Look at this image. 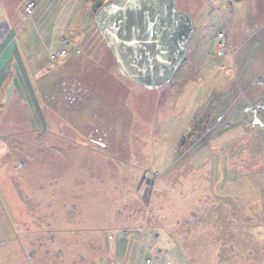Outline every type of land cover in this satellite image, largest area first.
Wrapping results in <instances>:
<instances>
[{
  "label": "rangeland",
  "instance_id": "1",
  "mask_svg": "<svg viewBox=\"0 0 264 264\" xmlns=\"http://www.w3.org/2000/svg\"><path fill=\"white\" fill-rule=\"evenodd\" d=\"M65 2L74 18L39 52L28 114L2 128L0 264L256 261L231 248L252 241L257 258L264 248V226L244 217L264 195V0H177L196 32L156 90L121 76L97 11L83 18L85 1ZM63 37L68 55L54 61ZM223 161L251 170L239 197L223 199Z\"/></svg>",
  "mask_w": 264,
  "mask_h": 264
},
{
  "label": "crops",
  "instance_id": "2",
  "mask_svg": "<svg viewBox=\"0 0 264 264\" xmlns=\"http://www.w3.org/2000/svg\"><path fill=\"white\" fill-rule=\"evenodd\" d=\"M71 1L78 3L80 1L84 3L85 1L86 9L80 10L82 12L80 16L83 18H88L89 15L94 16L97 8L103 4H97L96 1L90 0ZM30 2H36L37 6L31 17L23 9ZM66 6L65 0H0V141L7 138L8 135L4 134L12 130L13 125H16L13 123L16 116L21 114L26 116L28 114L27 110H25L26 107L30 106L27 101L29 98V100L34 98L29 89L30 83H34V78H36V82L41 78L40 73L34 70L39 65V52L48 46L50 34L57 35L59 32L63 34L70 20L74 18L72 14L75 8L72 6L70 7L72 9L67 12ZM67 55L68 52L65 56ZM65 56H60L59 59ZM89 61L90 63L86 61L81 64L83 66L92 64L91 58ZM60 66H62L61 68L65 67L62 64ZM93 69L95 71L97 67ZM89 76L91 78L92 75ZM93 79H90V81H94ZM2 128L6 132L2 133ZM235 170L225 165L224 167H219L221 176L218 181L220 191L225 193L223 194V199L227 200L228 198L239 197L237 192L239 189L234 187L245 177L247 179V172L251 171H239L236 168ZM249 174L252 173L249 172ZM249 176L251 178V175ZM251 188L250 186L246 187V191L244 190L242 193L256 195V192L251 190ZM148 192L149 190L147 189L145 197ZM260 197L255 200L252 209L249 208L252 202H249L248 209L244 212V217L254 226L253 228L264 226V195L260 194ZM259 202L261 207L255 205ZM150 235L152 236L153 232ZM255 241L259 242L260 239L257 238ZM251 242L247 246L239 244L240 242H237V245H233L231 254H236L233 256V259H256V261H252L250 264H264V248H261V245L257 243L258 248L260 245V255L257 258L254 252H252L255 250L256 243L250 246ZM260 243L264 245V240H261ZM220 251L221 248L218 247L217 254H220ZM237 253L242 254L239 255Z\"/></svg>",
  "mask_w": 264,
  "mask_h": 264
},
{
  "label": "water",
  "instance_id": "3",
  "mask_svg": "<svg viewBox=\"0 0 264 264\" xmlns=\"http://www.w3.org/2000/svg\"><path fill=\"white\" fill-rule=\"evenodd\" d=\"M95 24L120 74L148 90L174 79L196 32L177 0H112L97 11ZM258 82L264 85V78Z\"/></svg>",
  "mask_w": 264,
  "mask_h": 264
},
{
  "label": "built area",
  "instance_id": "4",
  "mask_svg": "<svg viewBox=\"0 0 264 264\" xmlns=\"http://www.w3.org/2000/svg\"><path fill=\"white\" fill-rule=\"evenodd\" d=\"M34 6H35L34 3L28 4V6L26 7V11H28L29 13H32L31 10H32V8ZM218 36H219V38H224L226 36V34L221 32V33H219ZM61 43H62L64 48H62L59 52L51 54V59L52 60H55V59L59 58L60 56H65L67 54V52H68L67 51L68 43H67V40L64 37L61 39ZM225 50H226L225 46L221 47V51L218 54L220 56L223 55ZM147 263H150V260H147Z\"/></svg>",
  "mask_w": 264,
  "mask_h": 264
},
{
  "label": "trees",
  "instance_id": "5",
  "mask_svg": "<svg viewBox=\"0 0 264 264\" xmlns=\"http://www.w3.org/2000/svg\"><path fill=\"white\" fill-rule=\"evenodd\" d=\"M100 7H101V6H99V7L97 8L96 11H98V10L100 9ZM95 29L97 30L96 27H95ZM99 36L102 38V36L100 35V33H99ZM102 39H103V38H102ZM103 40H104V39H103ZM104 42H105V41H104ZM105 43H106V42H105ZM77 53H78V54H81V51L78 49V50H77ZM114 58H115V57H114ZM115 60H116V59H115ZM148 193H149V192H148ZM148 193L146 194V196L148 195ZM145 198H146V197H145ZM149 202H150V201H149Z\"/></svg>",
  "mask_w": 264,
  "mask_h": 264
},
{
  "label": "flooded vegetation",
  "instance_id": "6",
  "mask_svg": "<svg viewBox=\"0 0 264 264\" xmlns=\"http://www.w3.org/2000/svg\"><path fill=\"white\" fill-rule=\"evenodd\" d=\"M194 35V34H193ZM191 39V38H190ZM190 41V40H189Z\"/></svg>",
  "mask_w": 264,
  "mask_h": 264
},
{
  "label": "bare ground",
  "instance_id": "7",
  "mask_svg": "<svg viewBox=\"0 0 264 264\" xmlns=\"http://www.w3.org/2000/svg\"><path fill=\"white\" fill-rule=\"evenodd\" d=\"M122 76V75H121ZM123 77V76H122Z\"/></svg>",
  "mask_w": 264,
  "mask_h": 264
}]
</instances>
